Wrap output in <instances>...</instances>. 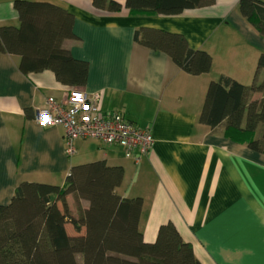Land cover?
Returning <instances> with one entry per match:
<instances>
[{"label":"crops","instance_id":"crops-1","mask_svg":"<svg viewBox=\"0 0 264 264\" xmlns=\"http://www.w3.org/2000/svg\"><path fill=\"white\" fill-rule=\"evenodd\" d=\"M13 1L0 0V27L19 25ZM36 1L73 16L74 37L62 46L89 65L80 88L100 93L102 113L119 111L149 128L153 144L137 163L123 148L93 139L77 140L74 154L65 155L62 127H40L35 114L48 96L63 100L69 87L49 70L23 74L18 56L0 52V205L20 182L62 186L73 166L104 160L123 168L117 192L142 198L146 242L171 222L201 264H264V152L227 137L222 123L209 128L198 120L211 80L227 76L250 85L255 79L264 37L241 16L239 0L154 16L132 14L125 0H114L117 11L93 0ZM142 28L181 34L191 49L211 56L209 71L190 75L167 54L137 43L134 33ZM254 95L249 101L261 98ZM67 202L71 208L69 195ZM66 229L75 235L70 224Z\"/></svg>","mask_w":264,"mask_h":264},{"label":"trees","instance_id":"trees-1","mask_svg":"<svg viewBox=\"0 0 264 264\" xmlns=\"http://www.w3.org/2000/svg\"><path fill=\"white\" fill-rule=\"evenodd\" d=\"M213 0H125L134 15L178 14ZM96 7L117 11L114 0H93ZM19 25L0 27V52L18 56L23 74L52 71L56 80L71 88L85 85L89 65L62 46L73 34V16L49 1L14 0ZM238 10L249 25L264 37V2L239 0ZM134 41L167 54L190 75L209 71L211 56L191 49L178 33L142 28ZM264 52L257 58L255 79L250 85L220 76L208 83L200 123L213 128L223 124L224 134L250 149L264 152ZM260 93L259 100H251ZM249 101V102H248ZM123 178L121 166L104 160L73 166L62 186L20 182L5 205H0V264H201L190 243L171 222L159 225L152 242L143 239L139 227L142 198L117 192ZM71 194L72 212L66 196ZM81 201H87L83 207ZM70 224L75 235L67 232ZM80 255V262L77 260Z\"/></svg>","mask_w":264,"mask_h":264},{"label":"built area","instance_id":"built-area-1","mask_svg":"<svg viewBox=\"0 0 264 264\" xmlns=\"http://www.w3.org/2000/svg\"><path fill=\"white\" fill-rule=\"evenodd\" d=\"M99 100L98 91L71 88L63 100L48 96L36 110L35 121L40 127H62L67 156L74 154L77 140L93 139L103 146H119L126 158L139 162L153 144L150 129L129 121L122 112L102 113Z\"/></svg>","mask_w":264,"mask_h":264},{"label":"rangeland","instance_id":"rangeland-1","mask_svg":"<svg viewBox=\"0 0 264 264\" xmlns=\"http://www.w3.org/2000/svg\"><path fill=\"white\" fill-rule=\"evenodd\" d=\"M255 70H256V66H255ZM263 76H264V74H263ZM263 76H262V78H263ZM260 76L258 75L257 76V81H261L262 79L261 78H259ZM260 94H258V93H255V95L253 96V97H257V96H259ZM70 197H71V199H72V204H71V208L74 210V211H72L73 213H75V207H74V201H73V198H72V196H71V194H68ZM67 195V196H68ZM67 196H66V198H67ZM77 260H78V262H80V255H77Z\"/></svg>","mask_w":264,"mask_h":264}]
</instances>
